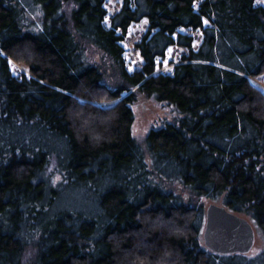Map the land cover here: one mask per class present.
I'll return each instance as SVG.
<instances>
[{
	"label": "trees",
	"instance_id": "obj_1",
	"mask_svg": "<svg viewBox=\"0 0 264 264\" xmlns=\"http://www.w3.org/2000/svg\"><path fill=\"white\" fill-rule=\"evenodd\" d=\"M106 16L105 0H0V264H25L29 246L30 264H264V91L250 80L264 82V5L122 0ZM143 20L130 72L120 42ZM180 28L201 32L196 49ZM171 46L186 51L156 72ZM146 98L179 115L147 132L144 151L131 126ZM198 198L248 216L260 251L202 246Z\"/></svg>",
	"mask_w": 264,
	"mask_h": 264
},
{
	"label": "rangeland",
	"instance_id": "obj_2",
	"mask_svg": "<svg viewBox=\"0 0 264 264\" xmlns=\"http://www.w3.org/2000/svg\"><path fill=\"white\" fill-rule=\"evenodd\" d=\"M121 2L122 0H105L107 16L104 19V24L106 26L109 25V16L119 9ZM255 2L257 4L264 5V0H255ZM196 5L197 4H195V6ZM26 12L29 13L31 16H33L35 22L37 21L36 14H34L33 12L29 10H26ZM206 23L207 22H205V24ZM146 26H147V23L145 20L137 22V23H133L132 25L129 26L127 33L124 35L123 39L120 42L124 48L123 57L125 60L126 69L130 72L141 68L142 58L139 55L138 50L135 48V42H137L140 39L141 35L146 30ZM179 31L186 32V33H192L194 36L192 47L194 49L198 47V44L201 40V32L199 30L191 32V30L188 28L186 29L180 28ZM185 51L186 49L176 47V46L168 47L166 50L165 57L157 59L156 72L171 73L173 70L174 64H176L179 61L181 53ZM86 55L91 62H94L100 65V67L103 69V72L105 73L106 83L109 85H112L116 79L113 77L114 74H113L109 61L106 58H104L102 53L98 51L95 47H93L92 45H87ZM9 64H10L11 73L14 76H20L21 74H25L28 77L31 76L30 72L28 71V69L23 63L17 62L13 59H9ZM250 80L254 85L258 86L264 91V82L262 80L255 79V78H250ZM113 102H115V100L110 101V102L101 103V104L108 106L112 104ZM132 109L134 113L133 123L131 126L132 135L134 139L136 140L137 144L144 151H145L144 139H145L147 132L151 128H157V127L164 125L167 122L174 121L179 115L176 109L172 105L166 102H158L153 98L140 99L136 101L134 104H132ZM168 186L174 192L182 193L181 189L178 190L176 188L177 186L176 184H172V185L168 184ZM83 199H85V197H83ZM210 202L221 204L219 200L212 201V200L205 199V198H198V199L191 200V204H197V205L201 204L202 206V225L200 227L201 233L199 236L202 246H204L203 240H202L204 213H205V208ZM240 215L246 217L251 222L254 228L255 242H254L253 247L248 252L250 256H254L263 247V239L261 236V232H259L258 228L255 226V224L251 221V219L248 216H245L243 214H240ZM29 247L26 250L25 255L23 257L25 264H30V262L33 259L34 250Z\"/></svg>",
	"mask_w": 264,
	"mask_h": 264
},
{
	"label": "water",
	"instance_id": "obj_3",
	"mask_svg": "<svg viewBox=\"0 0 264 264\" xmlns=\"http://www.w3.org/2000/svg\"><path fill=\"white\" fill-rule=\"evenodd\" d=\"M25 17L33 21L27 12ZM202 240L204 246L214 253L245 254L254 245L255 232L246 217L230 211L222 204L210 202L205 208Z\"/></svg>",
	"mask_w": 264,
	"mask_h": 264
},
{
	"label": "snow or ice",
	"instance_id": "obj_4",
	"mask_svg": "<svg viewBox=\"0 0 264 264\" xmlns=\"http://www.w3.org/2000/svg\"><path fill=\"white\" fill-rule=\"evenodd\" d=\"M205 22H207V21H205ZM11 63V62H10Z\"/></svg>",
	"mask_w": 264,
	"mask_h": 264
},
{
	"label": "bare ground",
	"instance_id": "obj_5",
	"mask_svg": "<svg viewBox=\"0 0 264 264\" xmlns=\"http://www.w3.org/2000/svg\"><path fill=\"white\" fill-rule=\"evenodd\" d=\"M257 83V82H256Z\"/></svg>",
	"mask_w": 264,
	"mask_h": 264
}]
</instances>
